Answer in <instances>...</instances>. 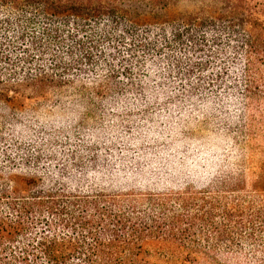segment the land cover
<instances>
[{
	"label": "trees",
	"instance_id": "16d2710c",
	"mask_svg": "<svg viewBox=\"0 0 264 264\" xmlns=\"http://www.w3.org/2000/svg\"><path fill=\"white\" fill-rule=\"evenodd\" d=\"M225 1L234 13L239 12L240 20L236 135L223 129H207L209 134L203 140L191 139L190 127L179 131L181 122L166 124L169 135L186 132L191 140V145L172 143V152L164 161L172 174L160 178L152 167L123 172L124 168L111 169L106 162L102 172L85 171L83 175L96 185L102 182L99 187L72 186L73 177L79 180L81 176H69L68 171L62 180L50 183L39 182L38 178L16 179L15 173L0 168V264H264V162L251 181L246 177L248 142L264 133V0ZM159 4L165 5L166 0H0V84L4 83L2 74L10 82L31 77L41 85L42 75L55 77L47 83L49 87L53 83L61 86L60 82H84L79 72H71L82 71L83 67L96 72L93 56L104 40L95 27L108 21L115 28H125L128 8ZM172 21L162 22L173 25ZM196 21H185L184 28L178 23L175 34L164 30L157 37L165 39L172 52L176 43V50H185L191 44L207 61L203 57L189 63L184 53L172 55L162 62L163 72L170 73L173 66L185 71L189 66L198 68L199 76L207 72L213 43L208 32L216 30V21L209 17ZM230 24L228 17L218 22L235 38L236 28L226 27ZM113 40L108 37V43ZM47 58L48 64L34 67L37 61L45 62ZM2 64L11 65V69ZM171 78L165 83H177ZM195 82L193 97L205 89L207 81ZM104 84L94 87L97 98L103 97ZM5 96L9 102V95ZM78 108L73 106L64 115L76 116ZM3 109L0 118L7 124L18 120L23 134L32 129L27 121L33 109L18 110L13 116L6 113L8 106ZM35 119L44 131L55 126L68 133L73 129L62 117L56 120L59 125L45 117ZM152 122L147 124V132L159 134L167 129ZM230 142L236 143L235 150H227L235 155L220 158ZM183 148L199 155L193 157L189 152L177 160L175 152ZM98 154L103 158L102 153ZM147 160L142 163L149 164ZM93 162L100 168L97 160ZM193 165L201 170L191 171ZM187 178L193 180L175 190L164 186ZM14 180L18 181L14 184Z\"/></svg>",
	"mask_w": 264,
	"mask_h": 264
},
{
	"label": "rangeland",
	"instance_id": "374dc122",
	"mask_svg": "<svg viewBox=\"0 0 264 264\" xmlns=\"http://www.w3.org/2000/svg\"><path fill=\"white\" fill-rule=\"evenodd\" d=\"M128 9L129 22L123 23L125 28H115L108 21L95 27L101 40H104V45L93 56L98 67L96 72L89 71L86 67H83L82 71L71 72L73 74L79 72V76H83L86 82L73 81L69 85L60 82L61 86H55L53 83L49 87L47 83L55 77L42 75L40 78L44 82L41 85L39 80L31 77L10 82L6 74L1 75L4 83L0 84L3 95L0 97V111L5 112L3 106H8L6 113L13 116L18 110L33 109L29 116L30 122L23 119L33 126L26 134L21 133L18 120L16 123L9 117L12 124H7L6 120L0 118L1 169L15 173L16 179L38 178L39 182L46 180L50 183L62 180L63 174L68 171L69 176L72 174L81 176L79 180L75 178L76 176L73 177L72 186L84 187H99L103 184L101 182L96 185L90 178H83V175L85 171L98 173L106 162L110 164L111 169L124 168L123 172L128 169L130 171L152 167V171L160 173L159 176L162 178L172 174L170 167L164 163L167 153L172 152V143L191 145L186 132L170 136L169 125L166 124L181 122L182 128H178L179 131L183 130V127H190L193 130L191 139L203 140L202 137L209 134L207 129L215 131L223 129L229 135L232 133L236 135L235 124H239L241 72L239 12L234 13L230 3L225 0H166L165 5L153 7L135 5ZM208 17L216 21V30L210 28L214 32L210 30L208 32V39H212L213 43L212 52L208 53L212 57L207 63L209 65L207 72L199 76L196 74L198 68L190 66L186 69L191 75L190 78L180 66H173L170 73L163 72L162 62L172 55L177 57L184 53L185 56H182L186 57L189 63L203 57V60L207 61V57L191 48V44H188L185 50L179 47L176 50V43L175 52H172L165 39L157 37V34L164 30L175 34L176 24L179 23L181 25L179 28H184L187 26L185 22L187 20L195 18L198 20L196 22H200ZM224 17H228L231 22L226 27L236 28L237 37L232 38L233 34L228 32V28L218 26L219 19ZM160 19L173 20L174 23L167 25L168 23ZM158 22L162 23L157 25ZM108 37L115 40L108 43ZM157 61L161 64L159 65ZM42 63L48 64V58L45 62L37 61L34 67H42ZM2 65L11 69V65ZM1 71L7 73L5 69ZM108 74L113 77L107 78ZM169 78L177 83L166 84L165 80ZM195 80L207 82L205 89L193 97V91L197 86ZM55 83L59 84L57 81ZM99 83H105L106 88H103V97L97 98L94 87ZM5 95H9V102ZM206 104L209 106L205 107ZM77 105L80 108L77 109L76 116L64 115L68 113L69 108ZM42 114L43 116H40ZM187 115L189 117L185 118ZM36 117H45L55 125H59L56 123L58 118L71 117L67 120L70 122L68 125H73V129L68 133L63 128L55 126L53 130L44 131L41 125L36 124ZM151 121L167 129L163 128L159 134L147 132L146 129L150 127L147 124ZM185 121L190 124H186ZM229 121L233 123L229 124ZM100 126L108 128L94 129ZM110 127L113 129H109ZM150 134L152 136H149ZM231 142L227 144L225 150L222 149L220 158L235 155L236 152L229 154L227 150H235L236 143ZM191 150L183 148L175 152L177 160L187 156L189 152H192L193 157L199 155ZM98 153H102L103 158ZM94 160L98 161L100 168L94 165ZM144 160L149 164L144 165L142 163ZM263 162L264 133H260L248 142L246 155L248 181L260 171ZM135 163L136 167H133ZM196 165L190 170H201L196 169ZM102 171L101 169L100 172ZM186 171L189 172L187 167ZM192 180L187 178L178 184L172 182L164 186L175 190ZM14 181L15 184L18 180Z\"/></svg>",
	"mask_w": 264,
	"mask_h": 264
}]
</instances>
